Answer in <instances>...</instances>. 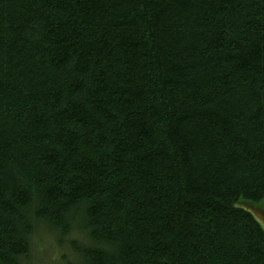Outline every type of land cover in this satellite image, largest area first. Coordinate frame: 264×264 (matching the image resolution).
I'll return each instance as SVG.
<instances>
[{
	"label": "trees",
	"instance_id": "1",
	"mask_svg": "<svg viewBox=\"0 0 264 264\" xmlns=\"http://www.w3.org/2000/svg\"><path fill=\"white\" fill-rule=\"evenodd\" d=\"M263 202L264 0H0V264H264Z\"/></svg>",
	"mask_w": 264,
	"mask_h": 264
},
{
	"label": "rangeland",
	"instance_id": "2",
	"mask_svg": "<svg viewBox=\"0 0 264 264\" xmlns=\"http://www.w3.org/2000/svg\"><path fill=\"white\" fill-rule=\"evenodd\" d=\"M249 207L264 228V205L259 207ZM45 240L46 241L44 243L36 245V249L33 253L34 258L32 264H60V261L57 260L55 254L53 253L55 248L53 247L52 241L50 239Z\"/></svg>",
	"mask_w": 264,
	"mask_h": 264
}]
</instances>
